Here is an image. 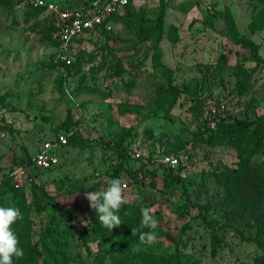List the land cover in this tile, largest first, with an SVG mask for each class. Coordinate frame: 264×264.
Here are the masks:
<instances>
[{"label":"rangeland","instance_id":"1","mask_svg":"<svg viewBox=\"0 0 264 264\" xmlns=\"http://www.w3.org/2000/svg\"><path fill=\"white\" fill-rule=\"evenodd\" d=\"M46 1L67 7L90 0ZM260 8L258 0H131L113 31H88L75 41L64 75L52 60L55 17L47 9L32 14L29 0H0V112L6 123L0 201L20 209L23 220L12 227L20 243L26 236L39 243L40 263L117 264L137 252L139 264L264 260L262 156L248 162L228 141L202 135L207 99L217 103V126L222 117L264 116V26L250 29ZM237 38L254 42L257 55ZM240 62L250 73L243 92L235 68ZM75 121L80 129L59 164L39 174L37 185L48 193L45 209L33 204L32 183L24 185L25 200L7 192L3 180L16 161ZM174 151H183L182 165L167 173L159 159ZM137 152L140 157L133 156ZM120 165L124 205L154 209L157 239L151 244L138 236L93 239V209L84 193L106 186ZM49 228L55 232L49 235ZM217 228L221 240L213 254ZM48 236L60 241L62 258L43 248Z\"/></svg>","mask_w":264,"mask_h":264},{"label":"trees","instance_id":"2","mask_svg":"<svg viewBox=\"0 0 264 264\" xmlns=\"http://www.w3.org/2000/svg\"><path fill=\"white\" fill-rule=\"evenodd\" d=\"M261 8L258 9V11L254 14L253 20L250 23V29L253 31H256L264 26V0H258ZM131 0H129L128 4L126 5L125 8H128L130 5ZM33 7V6H32ZM34 12L32 14H36L37 11L35 10H43L46 9L45 6L41 7H33ZM122 17L121 14L115 13L112 16L113 21H118ZM227 25L229 27V30L235 29V23L233 22V19L230 17L227 21ZM105 33V31H101ZM57 33H58V27H57ZM82 37V35L78 36L76 40H79ZM58 35H57V42L56 46L58 45ZM237 43L247 49L250 50L251 56L254 57L258 53V47L257 45L250 41V40H245V39H239L237 38ZM222 61L226 62V56L223 55L221 58ZM54 64V63H53ZM56 67H58L61 72H63L62 67L54 64ZM72 67L71 65L66 66L67 72L70 71ZM236 74L238 77V89L239 91L243 92L247 90L248 88V81L250 80V73L249 70L244 68L242 62L238 63L236 65ZM64 74V72H63ZM79 124V121H75L71 125H65L63 129L69 130L73 125ZM60 131V130H59ZM58 130L55 132L57 133ZM205 132V131H204ZM203 132V133H204ZM54 133V134H55ZM202 135L208 136V137H217L216 142L220 141H228L231 143L233 146H235L241 156L245 158L248 162L257 155L262 156V161L258 162V169L261 174V179L259 181L258 187L261 191H264V116H256V117H245V118H233L231 120L226 119L225 117L221 118V122L218 124L216 129L212 130L209 134L204 133ZM77 137V133L72 137L70 140L69 145L74 141V139ZM174 152H179V151H174ZM32 155H27L25 157H22L21 159H18L16 164H19L24 161H31ZM182 161V160H181ZM180 163L176 167H167L164 169L165 172L170 171H176L177 169L180 168L182 165ZM121 164L123 163V159H120ZM15 164V165H16ZM14 167V166H13ZM13 167L10 169L12 170ZM123 166L120 165L118 167L116 173H114L113 178H116L118 175V172L123 170ZM3 185L7 189V192H13L16 196H21V199L25 200L26 199V193H25V188L20 187L16 188L13 183L12 176L10 175V172L6 173L4 180H3ZM31 193L34 198L33 204L36 206L37 210L42 212L45 209L44 204L42 203V199L44 196H48L47 191L43 187H39L36 183L31 184ZM0 206H4L3 203L0 201ZM6 207V206H5ZM140 209L141 206H133V205H123L121 207L120 212L118 215L120 216V219L122 223L120 224L119 227H116L109 231L107 228L103 227L99 221H98V216L93 210L90 213V219L92 223V231L94 234L93 239L97 238H102L105 241L111 240L113 238H123V239H129L133 238L137 235L132 236V228H137L139 229V223H140ZM21 210L28 211L29 207L22 206ZM205 220V218L203 217ZM49 235L55 232V229L49 228ZM140 231H148V229H140ZM211 237H212V242H211V251L213 254H216L219 246H220V238H221V233H220V228L213 229L211 232ZM83 236L85 238H91L89 235L88 231L83 232ZM60 241L58 242L55 237L53 236H48L47 239L42 243L43 248H45L47 252L50 254L55 253L56 256H60L61 258L63 257L62 255V248L61 244H59ZM20 246L24 249L25 255L22 259L20 260H14V264H42L40 263L38 256V248H39V243H31V239L29 236H26L24 240L20 243ZM44 250V249H43ZM54 251V252H53ZM42 253V252H41ZM142 256L141 252H137L134 255L128 256L124 261H121L117 264H139L142 262ZM258 264H264L263 259H258ZM160 264H165V263H160Z\"/></svg>","mask_w":264,"mask_h":264},{"label":"built area","instance_id":"3","mask_svg":"<svg viewBox=\"0 0 264 264\" xmlns=\"http://www.w3.org/2000/svg\"><path fill=\"white\" fill-rule=\"evenodd\" d=\"M33 7L45 6L55 17L58 27V45L53 56V63L62 67L64 75L66 66L73 62L72 47L75 39L88 31L105 33L114 30L115 13L122 14L129 0H90L79 6H61L46 0H29ZM169 2L172 0H159ZM217 103L214 99H207L202 103L206 122V133L216 129L218 122ZM6 123L0 112V137L5 135ZM80 129V123L69 130L61 129L54 135L43 140L31 157V161H24L14 165L10 171L14 186L23 187L26 183L39 184V174L56 167L60 162V153L65 149L72 137ZM140 157V153H134ZM167 167H176L183 160V151L164 153L159 159Z\"/></svg>","mask_w":264,"mask_h":264},{"label":"clouds","instance_id":"4","mask_svg":"<svg viewBox=\"0 0 264 264\" xmlns=\"http://www.w3.org/2000/svg\"><path fill=\"white\" fill-rule=\"evenodd\" d=\"M84 198L98 216L99 223L109 231L119 227L122 223L118 213L126 203L124 196V181L117 177L109 179L107 185L96 191H87ZM139 229L132 228V236L138 234L139 242L151 244L157 239L155 229L158 220L151 207H141ZM23 220V214L19 208L0 206V264H14V260L24 257V249L20 246V240L13 229L17 221ZM148 229V231H140Z\"/></svg>","mask_w":264,"mask_h":264},{"label":"crops","instance_id":"5","mask_svg":"<svg viewBox=\"0 0 264 264\" xmlns=\"http://www.w3.org/2000/svg\"><path fill=\"white\" fill-rule=\"evenodd\" d=\"M39 146H40V145H39ZM39 146H38V148H39ZM38 148H37V149H38ZM36 151H37V150H36ZM36 151H35V152H36ZM35 152H34V153H32L31 155H34V154H35Z\"/></svg>","mask_w":264,"mask_h":264}]
</instances>
